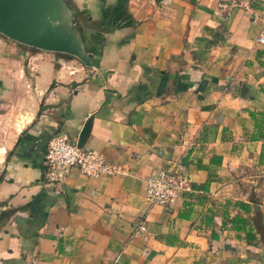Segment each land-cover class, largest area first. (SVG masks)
Segmentation results:
<instances>
[{"label":"crops","instance_id":"1","mask_svg":"<svg viewBox=\"0 0 264 264\" xmlns=\"http://www.w3.org/2000/svg\"><path fill=\"white\" fill-rule=\"evenodd\" d=\"M66 2L91 67L0 34V264H259L226 221L264 213V0ZM89 117L119 173L46 182L47 140ZM170 164L191 190L149 206Z\"/></svg>","mask_w":264,"mask_h":264},{"label":"built area","instance_id":"2","mask_svg":"<svg viewBox=\"0 0 264 264\" xmlns=\"http://www.w3.org/2000/svg\"><path fill=\"white\" fill-rule=\"evenodd\" d=\"M253 0H221V6L234 9H249ZM258 41L264 43V28ZM43 176L46 182H64L72 170L86 176H112L119 170L109 163L96 148L78 145L77 140L66 133L53 134L48 140L43 156ZM144 198L149 206H169L185 191H190L189 179L182 173L179 164H170L144 179Z\"/></svg>","mask_w":264,"mask_h":264},{"label":"water","instance_id":"3","mask_svg":"<svg viewBox=\"0 0 264 264\" xmlns=\"http://www.w3.org/2000/svg\"><path fill=\"white\" fill-rule=\"evenodd\" d=\"M66 0H0V34L39 50L68 54L91 67V54L73 21ZM84 123L78 145H84L91 128Z\"/></svg>","mask_w":264,"mask_h":264},{"label":"trees","instance_id":"4","mask_svg":"<svg viewBox=\"0 0 264 264\" xmlns=\"http://www.w3.org/2000/svg\"><path fill=\"white\" fill-rule=\"evenodd\" d=\"M262 125L263 131H261V136L264 139V123ZM234 206L241 209L245 214L251 211L250 207L242 201H236ZM254 215L255 216L248 218L242 214H236L231 216L226 222L230 223V227L233 230L243 233V237L247 244L255 245V241L258 239L257 235L261 237L264 244V214L260 213V211H256Z\"/></svg>","mask_w":264,"mask_h":264},{"label":"rangeland","instance_id":"5","mask_svg":"<svg viewBox=\"0 0 264 264\" xmlns=\"http://www.w3.org/2000/svg\"><path fill=\"white\" fill-rule=\"evenodd\" d=\"M260 213H262V212L260 211ZM262 214H264V213H262ZM253 216H255V215L253 214ZM257 236H258V240L255 243V249L250 251V253H251V255H253L252 258L254 260H256L255 262H258L259 264H264V244H263V240L261 239V237L259 235H257ZM255 250H257V251H255Z\"/></svg>","mask_w":264,"mask_h":264}]
</instances>
